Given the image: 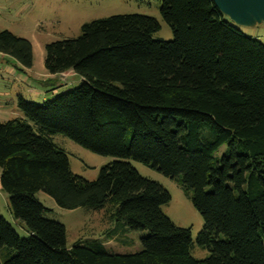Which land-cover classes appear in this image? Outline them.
Returning <instances> with one entry per match:
<instances>
[{
	"label": "trees",
	"instance_id": "16d2710c",
	"mask_svg": "<svg viewBox=\"0 0 264 264\" xmlns=\"http://www.w3.org/2000/svg\"><path fill=\"white\" fill-rule=\"evenodd\" d=\"M159 1L171 41L152 38L151 17L115 15L45 46L46 72H73L80 83L42 104L18 95L26 119L0 123V190L29 234L20 238L0 216V264H264V44L211 0ZM0 54L32 67L30 42L6 30ZM54 135L114 160L87 181L71 172ZM130 160L190 192L203 220L195 243L208 257L191 255L190 229L161 211L169 193ZM39 191L61 209L103 210L108 223L146 231L141 251L66 247Z\"/></svg>",
	"mask_w": 264,
	"mask_h": 264
},
{
	"label": "rangeland",
	"instance_id": "374dc122",
	"mask_svg": "<svg viewBox=\"0 0 264 264\" xmlns=\"http://www.w3.org/2000/svg\"><path fill=\"white\" fill-rule=\"evenodd\" d=\"M115 15L151 17L159 24V30L153 33L152 38L163 41L173 39L170 27L160 15L159 0H0V31L6 30L29 41L33 51L30 69H22L14 59L0 54V123L14 118L26 119L17 107L18 95L28 102L42 104L63 91L77 87L80 79L73 72L53 77L46 72L45 46L63 39L77 38L83 24ZM236 28L245 36L264 44L263 24ZM52 141L67 154L71 172L87 181L95 180L100 168L114 160L94 154L62 135H54ZM129 162L141 176L159 183L169 193L170 201L162 205L161 211L174 225L190 229L191 255L197 260L208 257L209 252L195 243L203 220L191 203L190 192L185 193L181 189L179 179L166 178L137 161ZM36 198L49 210L44 214L45 219L64 226L68 248L75 243H98L112 254H132L142 249L141 239L147 232L130 231L120 224L108 223L103 210L61 209L41 191L36 194ZM0 216L15 229L20 238L29 237L10 214L7 196L1 190Z\"/></svg>",
	"mask_w": 264,
	"mask_h": 264
},
{
	"label": "water",
	"instance_id": "95a60500",
	"mask_svg": "<svg viewBox=\"0 0 264 264\" xmlns=\"http://www.w3.org/2000/svg\"><path fill=\"white\" fill-rule=\"evenodd\" d=\"M217 10L237 27L264 25V0H211Z\"/></svg>",
	"mask_w": 264,
	"mask_h": 264
},
{
	"label": "crops",
	"instance_id": "0c3cea01",
	"mask_svg": "<svg viewBox=\"0 0 264 264\" xmlns=\"http://www.w3.org/2000/svg\"><path fill=\"white\" fill-rule=\"evenodd\" d=\"M66 73H69V74H71L70 72H66ZM63 74H65V73H63ZM51 76V75H50ZM58 76H62V74L61 75H58ZM53 77V76H52ZM50 80V79H49Z\"/></svg>",
	"mask_w": 264,
	"mask_h": 264
}]
</instances>
